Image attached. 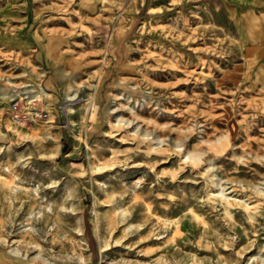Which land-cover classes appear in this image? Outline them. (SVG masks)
Returning <instances> with one entry per match:
<instances>
[{
	"label": "rangeland",
	"instance_id": "1",
	"mask_svg": "<svg viewBox=\"0 0 264 264\" xmlns=\"http://www.w3.org/2000/svg\"><path fill=\"white\" fill-rule=\"evenodd\" d=\"M24 1L0 0V264H264V0Z\"/></svg>",
	"mask_w": 264,
	"mask_h": 264
},
{
	"label": "crops",
	"instance_id": "2",
	"mask_svg": "<svg viewBox=\"0 0 264 264\" xmlns=\"http://www.w3.org/2000/svg\"><path fill=\"white\" fill-rule=\"evenodd\" d=\"M254 2H261V0H252ZM264 2V1H263ZM25 3V9H26V12L28 14L27 16V19L29 18V0H25L24 1ZM81 4L84 5L86 8L88 9H91V4H90V1L89 0H82L81 1ZM0 18H4L7 14H11V13H15L13 12L14 10L13 9H9V8H4V7H0ZM70 13V12H68ZM53 19L57 20L59 18H57V16H53ZM51 22L54 21V20H50ZM107 33V32H106ZM105 35V34H104ZM61 41V38L60 36H55V35H47V41L46 43L44 44V49H45V52H46V63H50V64H58V63H61L65 60V55L63 53H58L57 52V48L56 46L58 45V43H60ZM46 69V66L43 67L42 66V72L44 73ZM58 73H61V71L59 70L58 66H56L55 68V72H54V75H57ZM41 85V88H42V93L44 95H49V90L46 88V86Z\"/></svg>",
	"mask_w": 264,
	"mask_h": 264
},
{
	"label": "bare ground",
	"instance_id": "3",
	"mask_svg": "<svg viewBox=\"0 0 264 264\" xmlns=\"http://www.w3.org/2000/svg\"><path fill=\"white\" fill-rule=\"evenodd\" d=\"M78 251H79V250H78ZM76 259H77L78 262H84V260H83V258H82V256H81V252L78 253V254H76Z\"/></svg>",
	"mask_w": 264,
	"mask_h": 264
}]
</instances>
